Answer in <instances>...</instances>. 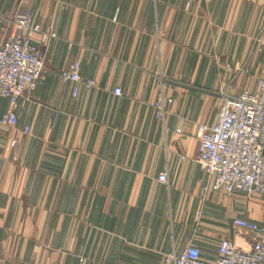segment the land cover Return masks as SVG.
<instances>
[{
	"label": "crops",
	"instance_id": "1",
	"mask_svg": "<svg viewBox=\"0 0 264 264\" xmlns=\"http://www.w3.org/2000/svg\"><path fill=\"white\" fill-rule=\"evenodd\" d=\"M24 12L58 38L20 103L30 132L0 123V254L16 264H174L167 256L190 241L209 261L223 237L249 248L232 222L264 223V196L205 197L196 133L215 122L222 88L257 89L264 50L248 71L240 65L264 0H0V42ZM74 60L96 81L75 98L60 76ZM160 75L175 99L165 121L153 108ZM9 108L0 97V119Z\"/></svg>",
	"mask_w": 264,
	"mask_h": 264
},
{
	"label": "built area",
	"instance_id": "2",
	"mask_svg": "<svg viewBox=\"0 0 264 264\" xmlns=\"http://www.w3.org/2000/svg\"><path fill=\"white\" fill-rule=\"evenodd\" d=\"M3 22L0 16V24ZM10 22L16 27V33L0 42V97L9 99L10 108L2 115L0 123L29 133L30 126L20 124V103L31 96L42 81L47 68L48 46L58 34L53 24L45 29L28 12L14 14ZM263 50L264 26H261L240 69L247 71L246 62L252 54ZM60 76L72 83L74 98L82 87L96 86L93 78L81 77L79 60L63 68ZM166 82L167 79L160 75L161 91L153 103L155 116L163 121L175 104V99L163 92ZM114 93L122 95V89L116 87ZM218 94L221 104L215 122L211 125L201 123L197 129V160L208 179L203 181V195L223 191L228 196L235 192L264 196V61L256 90L245 88L240 94H233L225 87ZM159 181L169 184L167 171L160 173ZM201 219L202 210H199L197 229ZM232 225L250 236L249 248L223 237L217 258L209 261L202 257L199 245L190 241L180 253L169 254L167 260L174 264H264V223L238 216ZM0 264L16 263L0 254Z\"/></svg>",
	"mask_w": 264,
	"mask_h": 264
},
{
	"label": "rangeland",
	"instance_id": "3",
	"mask_svg": "<svg viewBox=\"0 0 264 264\" xmlns=\"http://www.w3.org/2000/svg\"><path fill=\"white\" fill-rule=\"evenodd\" d=\"M250 48H251V46H250ZM250 48H249V50H250ZM249 50H248V53H249ZM247 53V54H248ZM256 53H259L258 51L257 52H254L253 54H252V56L253 55H255ZM248 60V59H247ZM264 61V58L262 59V61H261V63H260V66L262 65V62ZM241 66V65H240ZM248 70H249V68H248ZM247 70V71H248ZM259 71H260V67H259ZM258 78H259V73H258ZM198 129V128H197ZM196 136H197V133H196ZM223 192V191H222ZM224 193V192H223ZM237 193H244V192H235L234 194H237ZM225 194V193H224ZM226 195V194H225ZM228 196V195H227ZM231 196H233V195H231Z\"/></svg>",
	"mask_w": 264,
	"mask_h": 264
}]
</instances>
